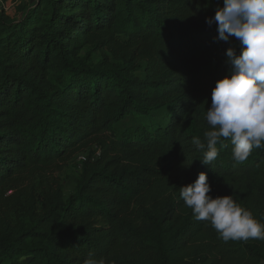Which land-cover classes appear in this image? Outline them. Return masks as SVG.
<instances>
[{"label": "trees", "instance_id": "obj_1", "mask_svg": "<svg viewBox=\"0 0 264 264\" xmlns=\"http://www.w3.org/2000/svg\"><path fill=\"white\" fill-rule=\"evenodd\" d=\"M217 6L44 0L20 20L0 10V264H263L264 241L225 242L180 198L205 172L210 195L264 223V148L238 163L221 138L206 165L191 144L238 47L206 24ZM89 146L66 196L54 171Z\"/></svg>", "mask_w": 264, "mask_h": 264}, {"label": "clouds", "instance_id": "obj_2", "mask_svg": "<svg viewBox=\"0 0 264 264\" xmlns=\"http://www.w3.org/2000/svg\"><path fill=\"white\" fill-rule=\"evenodd\" d=\"M206 24L216 25L217 39L237 46L226 50L227 73L211 90V105L204 119L207 129L203 139L193 136L191 144L201 152L203 164L209 165L219 155L221 138L233 145L236 162L248 159L254 148H264V0H223ZM180 198L192 209L198 221H209L220 237L228 240L264 241V223L251 210L241 206L232 195L213 197L205 172L181 186ZM84 264H106L104 258L89 256Z\"/></svg>", "mask_w": 264, "mask_h": 264}, {"label": "rangeland", "instance_id": "obj_3", "mask_svg": "<svg viewBox=\"0 0 264 264\" xmlns=\"http://www.w3.org/2000/svg\"><path fill=\"white\" fill-rule=\"evenodd\" d=\"M42 1L44 0H0V10H3L12 18L20 20L28 13L33 12ZM166 118V114L164 113H157L154 116V119L156 121L165 122ZM95 150V146H89L88 148L77 152L68 162H66L65 164H61L54 171V176L57 177L60 181H62L64 184V192L66 196L74 192L75 187L77 185L81 172V163L79 157L84 154L87 155L89 153H93ZM97 156L98 154H96V157Z\"/></svg>", "mask_w": 264, "mask_h": 264}, {"label": "built area", "instance_id": "obj_4", "mask_svg": "<svg viewBox=\"0 0 264 264\" xmlns=\"http://www.w3.org/2000/svg\"><path fill=\"white\" fill-rule=\"evenodd\" d=\"M81 158H83V157H80L79 159H81Z\"/></svg>", "mask_w": 264, "mask_h": 264}]
</instances>
